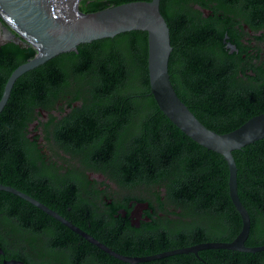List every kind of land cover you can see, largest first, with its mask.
<instances>
[{"label": "trees", "instance_id": "16d2710c", "mask_svg": "<svg viewBox=\"0 0 264 264\" xmlns=\"http://www.w3.org/2000/svg\"><path fill=\"white\" fill-rule=\"evenodd\" d=\"M137 1L150 0H80L78 9L92 13ZM159 9L172 47L170 82L195 118L224 134L263 114L264 0H160ZM35 54L13 42L0 46V97L11 72ZM146 60V33L130 31L81 44L77 53L21 75L0 112V185L123 255L231 242L241 219L229 197L227 163L160 111ZM232 156L237 194L250 217L245 246H264V138ZM138 204L147 208L137 229L129 221ZM28 221L43 226L50 250L65 236L77 257L98 253L100 264L120 263L0 190V246L4 234ZM137 264H264V251L204 249Z\"/></svg>", "mask_w": 264, "mask_h": 264}, {"label": "water", "instance_id": "95a60500", "mask_svg": "<svg viewBox=\"0 0 264 264\" xmlns=\"http://www.w3.org/2000/svg\"><path fill=\"white\" fill-rule=\"evenodd\" d=\"M79 2L80 0H0V25L4 23L10 29L0 35V46L13 42L24 47L30 46L36 51L32 59L19 65L9 75L0 97V112L15 81L24 73L59 54L77 53V46L81 44L112 38L125 32L143 31L147 35L146 61L150 93L160 111L173 125L200 146L224 158L228 166L229 197L240 216L241 229L231 242L201 243L152 257L124 259L38 200L10 186L0 185V190L27 201L98 249L130 264L179 254H196L204 249H226L245 253L264 251V246H245L250 232V217L237 194V168L232 156V151L264 138V113L224 134L209 130L195 118L178 98L170 82L168 62L172 47L169 28L159 9L160 0L128 2L92 13L80 12ZM226 47L230 49V53L236 51L233 45L227 44ZM145 208L147 204L136 205L130 215L131 221H139V214ZM122 214L125 215V212Z\"/></svg>", "mask_w": 264, "mask_h": 264}, {"label": "flooded vegetation", "instance_id": "af4514ba", "mask_svg": "<svg viewBox=\"0 0 264 264\" xmlns=\"http://www.w3.org/2000/svg\"><path fill=\"white\" fill-rule=\"evenodd\" d=\"M7 31H10V29L4 23H2V25H0V35H3ZM139 216V221H137L136 219H134V221H131V216L129 221V224L137 229L141 225V214H139ZM71 224L74 225L73 223ZM3 239H5L6 245L3 247L0 246V264H100L101 262L98 253L95 254L94 258L90 253H86L81 255L80 257H77V255L70 250L71 248H73L74 242L70 241L68 237L65 236L58 238L53 245V251L50 250L49 242L43 234V226L39 227V223H34V221L25 222V224L20 228V231L17 233L4 234ZM15 239H17V243ZM106 247L124 259L147 258L157 254H161L157 253L154 255L138 257L123 255L118 253L117 251L112 250V248L108 246ZM108 255L116 259L120 263L130 264L110 254Z\"/></svg>", "mask_w": 264, "mask_h": 264}, {"label": "bare ground", "instance_id": "6f19581e", "mask_svg": "<svg viewBox=\"0 0 264 264\" xmlns=\"http://www.w3.org/2000/svg\"><path fill=\"white\" fill-rule=\"evenodd\" d=\"M236 48V47H235Z\"/></svg>", "mask_w": 264, "mask_h": 264}]
</instances>
